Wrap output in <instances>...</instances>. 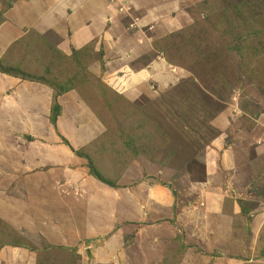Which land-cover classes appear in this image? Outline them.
<instances>
[{
  "label": "crops",
  "instance_id": "obj_1",
  "mask_svg": "<svg viewBox=\"0 0 264 264\" xmlns=\"http://www.w3.org/2000/svg\"><path fill=\"white\" fill-rule=\"evenodd\" d=\"M199 1L0 0V14L7 6L0 19V61L35 73L38 56L30 52L49 42L78 66L64 72L72 85L57 95L61 113L55 125L49 120L53 88L0 72V221L41 235L48 246L77 248L81 261L88 249L92 254L91 237L126 219L132 242L118 241L116 230L93 251L97 263L252 264L247 258L255 241L236 233L242 199L237 179L233 188L221 187L208 171L203 181L165 185L166 167L136 157L113 188L91 176L86 158L73 151L87 150L107 131L106 121L74 86V75L96 95L117 92L130 101L150 93L148 81L166 86L174 72L156 43L188 27ZM251 215L264 221V213ZM252 221L243 233L254 232ZM11 249L2 264H36L31 250Z\"/></svg>",
  "mask_w": 264,
  "mask_h": 264
},
{
  "label": "rangeland",
  "instance_id": "obj_2",
  "mask_svg": "<svg viewBox=\"0 0 264 264\" xmlns=\"http://www.w3.org/2000/svg\"><path fill=\"white\" fill-rule=\"evenodd\" d=\"M191 11V24L179 30L181 34L172 43L158 47L160 51L169 48L175 60L170 64L174 74L171 72L169 84L161 87L148 81L150 93L133 101L120 102L117 92L105 101H93L96 113L106 120L108 136L91 146L89 154L99 172L110 180L119 179L123 173L120 166L127 169L138 157L155 168L166 166L165 181H161L165 185H174L175 180L203 181L208 171H213L214 182L221 187L233 188L237 179L236 194L242 191V199H236L240 210L236 233L255 241L248 263L264 264V221L257 223L251 215L255 210L264 213V0H201ZM49 44L34 45L30 54L39 59L31 69L36 68L46 80L63 81L69 87L72 80L64 72H71L74 65ZM54 68L59 74H54ZM113 81L109 79L110 84ZM73 82L87 91L86 82ZM230 149L234 150L229 158L226 151ZM131 170L140 177L139 170ZM253 219L252 230L257 234L243 233V225L250 226ZM128 224L121 220L106 234L91 237L92 254L88 249L81 261L77 248L48 246L41 235L14 231L12 226H3L2 220L0 247L7 249L0 253V263L9 262L10 248L24 247L35 254L36 264H101L95 261L93 251H100L116 230L120 232L118 241L132 242L134 232Z\"/></svg>",
  "mask_w": 264,
  "mask_h": 264
},
{
  "label": "trees",
  "instance_id": "obj_3",
  "mask_svg": "<svg viewBox=\"0 0 264 264\" xmlns=\"http://www.w3.org/2000/svg\"><path fill=\"white\" fill-rule=\"evenodd\" d=\"M3 11L7 9V6H4L3 7ZM3 11L1 12L0 14V19H1V16H2V13ZM196 24L193 25V27L195 26ZM186 29V28H185ZM183 30V29H182ZM180 30V31H182ZM180 31L176 34H171V35H168L166 37H164L163 39H161L160 41H158L156 43V47H159V44L162 46L165 44L167 45L168 43H172V39L174 40L180 33ZM160 46V47H161ZM170 47V46H169ZM161 50L164 52L165 51V59L166 61L169 63V64H175V60L173 58H171V55L169 54V48L166 50L165 48L161 47ZM60 56V55H59ZM75 67L74 68H71L72 71L74 73V70H78V66H76V64L74 65ZM53 69V68H52ZM68 69V68H67ZM66 69V70H67ZM54 70H56L54 72V74H59V71L54 68ZM0 72L2 73H6V74H9V75H14V76H17V77H20L22 79H26V80H32V81H37V82H42L43 84H46L47 86L53 88L55 90L54 92V97L52 99V104H51V110H50V116H49V120L50 122L52 123V125H55L56 124V118L58 115H60L61 113V107L60 105L57 103V95L60 94L61 92H63L65 90V87H68V86H64L65 82L63 83V81H56V82H52V81H49V80H46L45 78H43V76H41V74H37L36 72L33 73V72H29L27 70H22L20 69L19 65L18 64H13V63H9V64H5L3 63V61H0ZM77 73V72H75ZM63 75V74H62ZM64 76H65V73H64ZM62 77V76H61ZM92 77V80L94 81L95 78L93 76H90ZM76 80H77V77H76ZM74 80V81H76ZM78 81H83L85 82V80H78ZM72 83V82H70ZM74 83V82H73ZM74 86L76 87V85L74 84ZM86 87H87V91L84 93V95L86 96V100L89 102V104L91 106H94L93 104L94 103H98L99 101H102V99H110V97L112 98L113 96L111 95V93L109 94V92H103L101 93V95L99 94H94L93 92V89L91 90V87H88V85L86 84ZM77 88V87H76ZM102 88V86H101ZM105 89V88H104ZM81 91V90H80ZM84 96V97H85ZM116 97V95H115ZM117 99H119L120 102H125V98L121 97V96H117ZM94 101V103H93ZM105 101V100H104ZM130 105V104H129ZM101 115V114H99ZM102 117V115H101ZM103 118V117H102ZM104 119V118H103ZM105 120V119H104ZM106 121V120H105ZM107 126V125H106ZM108 134V127H107V131H106V134L105 136L102 138V139H105L107 138V135ZM107 135V136H106ZM102 139L94 142L91 146H94L96 143L100 142ZM64 143L69 145L68 142L66 140H64ZM89 146L87 150H83V149H79V150H72L74 151V153L78 156H81V157H84L86 158L87 160V165H88V168H89V174L91 176H93L94 178H96L97 180L103 182L104 184L108 185L109 187H116L117 184H116V180L113 179V180H110L108 178H105L98 170L97 166L94 165V162L92 160V158L90 157V154H89V148L91 147ZM142 152V151H141ZM144 154H150V153H147V151H144L142 152V155ZM146 156V155H145ZM148 157V156H147ZM152 158V157H151ZM163 167H166L165 165H163ZM120 168L123 170V168L120 166ZM120 169V171H121ZM2 221V220H1ZM0 221V222H1ZM3 226H6V224L3 223ZM8 227V226H7Z\"/></svg>",
  "mask_w": 264,
  "mask_h": 264
}]
</instances>
